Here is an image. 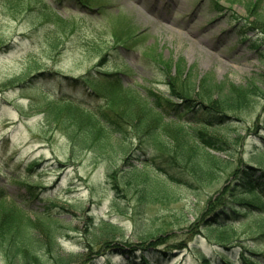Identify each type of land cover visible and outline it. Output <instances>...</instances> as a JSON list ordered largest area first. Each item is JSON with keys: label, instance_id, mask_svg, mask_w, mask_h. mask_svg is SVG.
Listing matches in <instances>:
<instances>
[{"label": "rangeland", "instance_id": "374dc122", "mask_svg": "<svg viewBox=\"0 0 264 264\" xmlns=\"http://www.w3.org/2000/svg\"><path fill=\"white\" fill-rule=\"evenodd\" d=\"M246 1L87 0L88 6H81L75 0L62 3L59 0H0V186L6 188L10 197L30 201L34 212L43 210L45 200L41 195L32 198L34 193L27 188L33 192L48 191L50 195L57 191L69 202L83 200L85 226V220L75 212L61 214L62 222L68 224L74 236L82 234L86 224L92 222L88 214L91 212L97 218L124 226L122 232L112 236L116 240L146 246L157 234L171 235L162 248L178 246L171 251L169 259L162 260L163 264H201V253L214 257L219 247L209 237L217 233L207 228L197 234L185 231L200 216L208 198L224 185L229 177L227 170H220L209 185L172 181L173 186L159 197H142L137 190L131 191L125 208L119 207L112 200L116 195L106 178L105 161L86 152L82 162L62 166L60 162L67 161L69 142L61 130L43 121L30 102L40 104L46 100L45 96L50 98L62 89L78 100L84 98L83 91L61 74L79 76L92 71L106 46H113L116 35L122 37L124 46L109 50L104 69H119L130 89H142L143 95L160 96L159 103L162 101L168 108L171 103L158 95L157 89L168 92L162 62L168 65L171 60L173 68H179L183 61L186 68H196L199 76L211 72L219 81L227 79L239 85L255 81L264 91V56L251 46L260 38V28H248L249 38L244 42L236 34L240 27L234 25L237 18L239 25L256 19L246 9ZM215 2L221 4L222 11L215 10ZM104 7L107 11L103 13ZM236 15L239 17L235 18ZM60 24L72 26L74 30L64 34ZM50 35L58 40L57 46ZM96 42L100 48L89 46ZM43 69L50 72L38 75ZM258 94L261 96L255 95L257 105L246 113V123L251 124L264 114L259 99L264 93L258 91ZM98 102L100 107L106 105L104 99ZM240 131L247 133L244 129ZM247 137L244 154L249 158L258 147L255 135L247 134ZM133 142L135 146L140 143L134 136ZM151 143L145 148L155 157L157 149ZM35 157H40L41 164L29 171L27 165ZM156 160L164 162L163 157ZM132 161L140 170L144 169L141 161L136 158ZM19 172L36 186L30 187L23 178L15 177ZM242 232V240L249 246L257 243L264 251L263 237ZM63 240L66 251L78 250L75 240ZM114 262L122 264L123 259L116 256Z\"/></svg>", "mask_w": 264, "mask_h": 264}, {"label": "trees", "instance_id": "16d2710c", "mask_svg": "<svg viewBox=\"0 0 264 264\" xmlns=\"http://www.w3.org/2000/svg\"><path fill=\"white\" fill-rule=\"evenodd\" d=\"M75 1L88 6L87 0ZM245 5L256 19L239 25L236 15V26L246 28L239 31L244 38L248 28H260L261 37L253 45L264 55V0H247ZM214 8L223 9L219 2L214 3ZM61 26L64 34L74 30L72 26ZM53 39L57 46L58 40ZM112 42L113 46L107 45L102 51L92 71L87 70L79 77L61 74L83 91V99L77 100L63 90L40 104L30 102L43 121L61 130L69 142L67 161L60 164L80 163L86 152L105 161L106 178L116 195L112 200L122 208L131 191L137 190L142 197H159L173 186L172 181L209 185L220 170H227L229 177L224 185L208 198L204 210L185 233L197 234L203 228L217 233L209 239L221 248L214 257L201 253L202 264H264L260 246L251 243V248L241 238L242 231L257 234L263 237L264 244V114L251 124L245 121L247 111L257 105L255 95L261 96L258 91H264L255 81L239 85L227 79L219 81L211 72L199 76L196 68H186L183 61L179 68H173L171 60L168 65L162 62V71L169 93L180 101L165 99L171 103L172 107L168 108L162 101L159 103L160 96L143 95L142 89H130L119 69H104L109 50L124 46L120 36H114ZM89 46L99 47L97 42ZM46 71L50 72L43 69L38 75L48 74ZM55 73L60 74L57 70ZM98 99H104L106 105L100 107ZM259 99L264 109V97ZM242 129L247 133H242ZM247 134L257 137L258 147L249 158L244 154ZM133 136L139 139L138 146ZM149 143L157 149L155 157L145 148ZM156 157H163L164 162H158ZM132 158L141 161L144 169L140 170ZM40 164L37 157L27 167L33 171ZM15 177L23 178L30 187L36 186L22 172ZM27 189L34 193L32 198L43 196V210L34 212L30 201L10 197L6 188L0 186V264H101V260L103 264H115L112 260L115 253H121L133 264H161V257L178 246L162 248L171 237L162 234L152 236L146 246L116 240L112 236L122 232L124 226L97 218L91 212L88 214L92 222L86 224L82 234L74 236L68 224L62 222L61 214L72 211L85 220L84 201L69 202L57 191L50 195L48 191ZM85 223L86 220L84 226ZM63 238L75 240L78 250L66 251Z\"/></svg>", "mask_w": 264, "mask_h": 264}]
</instances>
